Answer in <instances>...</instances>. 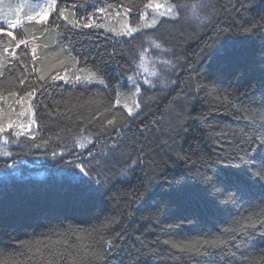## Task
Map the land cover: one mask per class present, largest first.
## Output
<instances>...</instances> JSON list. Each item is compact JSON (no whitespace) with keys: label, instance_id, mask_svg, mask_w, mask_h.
Returning <instances> with one entry per match:
<instances>
[{"label":"trees","instance_id":"obj_1","mask_svg":"<svg viewBox=\"0 0 264 264\" xmlns=\"http://www.w3.org/2000/svg\"><path fill=\"white\" fill-rule=\"evenodd\" d=\"M55 1L0 31V264H264V0Z\"/></svg>","mask_w":264,"mask_h":264},{"label":"rangeland","instance_id":"obj_2","mask_svg":"<svg viewBox=\"0 0 264 264\" xmlns=\"http://www.w3.org/2000/svg\"><path fill=\"white\" fill-rule=\"evenodd\" d=\"M50 2L51 0H0V26L3 27V29H0V31L2 30V32H9L10 29L16 28L22 22L28 21L29 19H27V17L29 15L34 16V19H39L35 16V14L46 9ZM55 5L56 1L55 4L50 9H48L49 15L55 8ZM169 8L172 9L171 13L168 11ZM173 15L174 8L169 0H148L139 13L138 22L134 24L138 26L131 25L129 22H127L124 27L126 30L138 29L140 27L148 28L153 26L159 20V18L172 17ZM17 19L20 21V23L15 25V27H11L9 24L5 23L6 20L13 21ZM145 54L147 55L148 52ZM139 65L140 69H137L134 75L129 78L130 82H133L134 79L137 83L143 81L147 82V80L150 78L151 70H153L152 60L149 57H144ZM135 89L136 91L133 92L131 99L133 108L137 109L136 97L138 95V87ZM13 117L14 119L9 117L8 120L10 122L12 120L13 125L5 124V127L9 129L8 131H22L23 133H27V131L32 129L31 126L33 125V117L31 109H28V111L25 113L22 111H17Z\"/></svg>","mask_w":264,"mask_h":264},{"label":"snow or ice","instance_id":"obj_3","mask_svg":"<svg viewBox=\"0 0 264 264\" xmlns=\"http://www.w3.org/2000/svg\"><path fill=\"white\" fill-rule=\"evenodd\" d=\"M54 4H55V0H51V2L48 4V7H47L46 9H44V10H42V11L36 13L35 16L38 17L40 20H44V19L48 18V16H49V11H48V9H50ZM158 7H159V6H158ZM168 11L171 13V12H172V9L169 8ZM27 19L32 20V19H34V16L29 15V16L27 17ZM5 23L9 24V26H11V27H15V25H17V24L20 23V21H19L18 19H17V20H13V21H7V20H6ZM86 26H87V25H86ZM130 31H132V32H136V31H138V29H130ZM6 34H7L8 36H10V37L15 38V37L13 36V33H12V32H7ZM152 43H153V45H154L155 47H157V48L160 47V45H159L158 43H156V41H152ZM23 44H25V41H24L23 39H20L19 42L16 44L15 47H16V48H19V47H20L21 45H23ZM7 50H8V49H5V51H7ZM13 55H15L14 52H13ZM141 58L143 59V56H142ZM152 75H155V73H152ZM21 83H23V81H21ZM136 107L138 108V107H139V104H137ZM125 108H126L127 113H128L129 116L133 115V109H132L131 107H128V105H125ZM113 123H114V121L111 120V119L107 121V124H108V125H112ZM3 131H4L3 127H0V132H3ZM84 139H86V140L88 141V143H91V139H90V138H87V137H86V138H84ZM4 143H7V141H4ZM76 146H77V147H81V148L86 147V145L81 144V143H77ZM0 155L7 156V155H9V153L6 152V151H2V152H0ZM78 167H79V172H76L75 170H72V171H70V172L67 173L69 179H70L73 183H77V184H82V185H84V187L86 188V190H87L88 193H93V192H95V189H93V188L91 187V185L88 184L87 181L84 179V177L88 175V173H87V171L85 170V168H84L83 166H78ZM237 191H239V188H237ZM210 243L214 245L216 242L213 241V242H210ZM197 251H198V250H197Z\"/></svg>","mask_w":264,"mask_h":264},{"label":"bare ground","instance_id":"obj_4","mask_svg":"<svg viewBox=\"0 0 264 264\" xmlns=\"http://www.w3.org/2000/svg\"><path fill=\"white\" fill-rule=\"evenodd\" d=\"M138 84V83H137ZM140 91V90H139ZM130 107V106H129ZM33 129V128H32Z\"/></svg>","mask_w":264,"mask_h":264}]
</instances>
